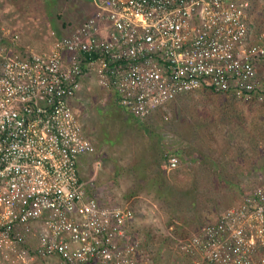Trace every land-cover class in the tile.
<instances>
[{"label": "built area", "instance_id": "obj_1", "mask_svg": "<svg viewBox=\"0 0 264 264\" xmlns=\"http://www.w3.org/2000/svg\"><path fill=\"white\" fill-rule=\"evenodd\" d=\"M253 2L91 0L87 18L39 51L0 28V264H136L133 209L85 194L80 160L95 146L73 100L92 80L140 118L197 88L264 97ZM181 243L195 264H264V182Z\"/></svg>", "mask_w": 264, "mask_h": 264}, {"label": "rangeland", "instance_id": "obj_2", "mask_svg": "<svg viewBox=\"0 0 264 264\" xmlns=\"http://www.w3.org/2000/svg\"><path fill=\"white\" fill-rule=\"evenodd\" d=\"M92 12L91 0H0V28L39 51L51 31L66 35ZM252 15L264 22V0H254ZM258 80L264 90V61ZM73 105L95 146L80 160L85 194L133 209L136 264H195L181 240L264 182V97L197 88L140 118L92 80ZM172 155L179 163L169 169ZM8 264L62 263L46 256Z\"/></svg>", "mask_w": 264, "mask_h": 264}, {"label": "trees", "instance_id": "obj_3", "mask_svg": "<svg viewBox=\"0 0 264 264\" xmlns=\"http://www.w3.org/2000/svg\"><path fill=\"white\" fill-rule=\"evenodd\" d=\"M259 22H261V21H259ZM78 24H80V22H79ZM78 24H77V25H78ZM77 25H75V27H76ZM260 25H261V23H260ZM205 89H210V88H205ZM210 90L213 91L212 89H210Z\"/></svg>", "mask_w": 264, "mask_h": 264}, {"label": "crops", "instance_id": "obj_4", "mask_svg": "<svg viewBox=\"0 0 264 264\" xmlns=\"http://www.w3.org/2000/svg\"><path fill=\"white\" fill-rule=\"evenodd\" d=\"M57 24V26H60V27H62V24H58V22L56 23ZM83 160V159H82Z\"/></svg>", "mask_w": 264, "mask_h": 264}]
</instances>
